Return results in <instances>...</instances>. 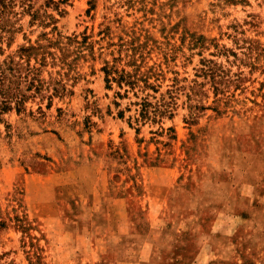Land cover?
<instances>
[{
    "label": "rangeland",
    "instance_id": "obj_1",
    "mask_svg": "<svg viewBox=\"0 0 264 264\" xmlns=\"http://www.w3.org/2000/svg\"><path fill=\"white\" fill-rule=\"evenodd\" d=\"M0 66V264H264V0H0Z\"/></svg>",
    "mask_w": 264,
    "mask_h": 264
},
{
    "label": "trees",
    "instance_id": "obj_2",
    "mask_svg": "<svg viewBox=\"0 0 264 264\" xmlns=\"http://www.w3.org/2000/svg\"><path fill=\"white\" fill-rule=\"evenodd\" d=\"M39 53H42V55H43L42 59H44L45 58L44 45L30 44L28 46H22V47H20L19 53H18V57L22 60L15 61V59L11 58L10 61L8 62L10 64L8 65L7 68L10 71L15 72V71L21 70L24 66L27 65V69L30 72L32 70V66H30V59L33 56L35 57V56L39 55ZM4 69L5 68H2L0 66V90H2V85L4 82L3 80L5 77ZM11 98H12L11 96L8 97V96L4 95L3 99H0V110L1 111L10 107V99ZM21 101H22V99H20V98L17 100L18 106L21 104Z\"/></svg>",
    "mask_w": 264,
    "mask_h": 264
}]
</instances>
